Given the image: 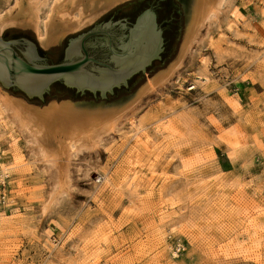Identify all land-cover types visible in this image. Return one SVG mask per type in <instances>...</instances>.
Instances as JSON below:
<instances>
[{
	"label": "rangeland",
	"instance_id": "1",
	"mask_svg": "<svg viewBox=\"0 0 264 264\" xmlns=\"http://www.w3.org/2000/svg\"><path fill=\"white\" fill-rule=\"evenodd\" d=\"M136 1L101 13L53 46L43 47L31 26L7 27L0 37H24L44 55L60 53L70 38ZM182 1L174 50L134 89L109 101L60 98L45 106L113 107L133 98L180 58L191 11ZM14 2L0 0V14ZM233 14L245 21L235 35L225 27ZM218 22L202 29L164 89L143 97L138 121L153 146L122 123L97 151L71 156L63 194L56 192L63 178L39 160L32 142L0 122L7 173L0 181L7 196L0 205V264H264V0H233ZM196 77L205 83L193 84Z\"/></svg>",
	"mask_w": 264,
	"mask_h": 264
},
{
	"label": "bare ground",
	"instance_id": "2",
	"mask_svg": "<svg viewBox=\"0 0 264 264\" xmlns=\"http://www.w3.org/2000/svg\"><path fill=\"white\" fill-rule=\"evenodd\" d=\"M14 1L12 7L0 14V33L7 27L31 26L37 33L39 43L43 47H49L59 43L68 33L90 25L98 19L101 13L128 0H97L99 7L94 6L97 4L95 0ZM187 1L188 6L191 7L190 22L180 58L170 68L151 78L138 94L124 104L105 107L102 106L103 104L98 106L63 101L37 107L9 95L0 86V122L7 120L14 129L23 134L32 142L39 160L43 161L53 172L56 171L59 179L63 178L56 185L58 194H63L67 187L71 156L82 152L97 151L104 138L115 133L122 123L128 124L133 138L140 137L146 140L149 146H153V141L143 133L144 128L138 121L137 112L143 97L164 89L189 56L194 44L201 36L202 29L211 28V26L218 27L219 18L229 12L233 6V0ZM244 23L245 21L239 20L233 14L226 18L225 27L231 35H235ZM204 61V57L199 58V63L204 64ZM203 83L205 82L199 77L193 79V84ZM163 107V110L166 109V106ZM162 129L161 123L155 127V132L161 134ZM132 149L130 161L134 163L138 150L136 147ZM1 161L0 156V181H4L7 173ZM182 212L183 208L178 211V214ZM62 253L57 256V262H61ZM172 257L177 258L178 253L172 251ZM56 261L54 259L53 262Z\"/></svg>",
	"mask_w": 264,
	"mask_h": 264
},
{
	"label": "water",
	"instance_id": "3",
	"mask_svg": "<svg viewBox=\"0 0 264 264\" xmlns=\"http://www.w3.org/2000/svg\"><path fill=\"white\" fill-rule=\"evenodd\" d=\"M159 2L161 6V18L170 20L171 25L165 32V41L167 44L166 51L162 61L158 62L149 71L157 68L162 64L174 50L180 35L184 21V9L179 0H140L127 4L104 18L94 28L103 25L110 26V22L115 23L127 16L133 15L138 10H144L148 4ZM182 4L185 3L181 0ZM134 5V6H133ZM145 17L150 16L153 23V15L149 11ZM148 22L146 18L145 23ZM115 30V29H114ZM113 30V31H114ZM115 32V31H114ZM103 32L92 31L86 34L70 38L69 44L65 51V61L59 63L63 58V52H47L44 57L46 63H39L41 59L35 53L36 47L30 41L5 40L0 37V85L5 90H17L22 92L28 101L37 106H45V96L47 99L73 98L79 100H88L95 102L109 101L119 97L135 88V86L144 79L146 67L152 59L159 56L162 40L158 38L155 45V37L150 33L140 34L137 42L136 51L139 56L128 54L127 56L114 55L112 62L114 67L97 60L91 56L86 49V43L95 36ZM94 40L89 44H94ZM21 46V47H20ZM24 54L25 58L20 56L17 48ZM58 63V64H57ZM143 72L136 76L126 91H119L115 96L107 97V93H113L115 88L127 85L128 80L135 74ZM78 93L92 92L100 93L101 97H93L90 94L77 96L72 89ZM22 97V96H20ZM48 99V100H49ZM36 100L41 101L36 102Z\"/></svg>",
	"mask_w": 264,
	"mask_h": 264
},
{
	"label": "flooded vegetation",
	"instance_id": "4",
	"mask_svg": "<svg viewBox=\"0 0 264 264\" xmlns=\"http://www.w3.org/2000/svg\"><path fill=\"white\" fill-rule=\"evenodd\" d=\"M149 11L153 15V23H152V20L150 19V16H147V17L144 16ZM160 13H161L160 3L152 2L151 4H148V6L144 10H138L136 11V13L134 12L133 15L120 19V21L116 23L114 21H111L110 26L103 25L101 27L86 31L84 34L88 32H92V31L103 32L98 36L92 37L86 43L87 51L89 52L91 56L95 57L97 60L114 67V64L112 62V58L114 57V55L127 56L128 54H131L133 56L136 55L135 59H138L139 56L137 55L138 51H136V46H137V42L139 41V36L140 34H142V32H143L142 36L144 35V33H150L155 37L154 47H156L158 43V38H161L162 44H161V50H160L159 56L157 58L152 59L150 64L146 67V71H149L158 62L162 61L163 55L167 47L164 36H165V32L168 30V27L171 25V21L162 19ZM146 18H148V22L145 23ZM16 40L29 42L24 37H19ZM92 40H94L95 42L94 44L90 45L89 42ZM68 44H69V41L67 42L66 46L63 48V58L59 63L65 61L66 59L65 51H66ZM20 47L17 48L16 50L20 56L25 58L24 54H22V52L20 51ZM35 53L41 59L39 63L49 64L45 62L44 58H42L43 56H46V55L41 53L39 47H36ZM141 73L143 72H139L133 75L128 80L126 86L123 85L120 88H115L113 90V93H107L106 96L111 97V96H115V94L118 93L119 91H126L127 89H129L134 78L140 75ZM60 84L64 85L63 83H60ZM69 89H72V88H69ZM72 91L77 96H84L86 94H90L95 98L101 97L99 92H97L96 94L92 92H86L82 94V93H78L75 89H72Z\"/></svg>",
	"mask_w": 264,
	"mask_h": 264
},
{
	"label": "trees",
	"instance_id": "5",
	"mask_svg": "<svg viewBox=\"0 0 264 264\" xmlns=\"http://www.w3.org/2000/svg\"><path fill=\"white\" fill-rule=\"evenodd\" d=\"M11 92H12V94L13 95H16V96H22V97H25L26 98V96L22 93V92H20V91H17V90H14V89H11L10 90ZM47 97H48V94L45 96V103H47V101H49L48 99H47ZM27 99V98H26ZM28 101H35V100H29V99H27ZM36 102H40V103H42L41 101H39V100H36Z\"/></svg>",
	"mask_w": 264,
	"mask_h": 264
},
{
	"label": "built area",
	"instance_id": "6",
	"mask_svg": "<svg viewBox=\"0 0 264 264\" xmlns=\"http://www.w3.org/2000/svg\"><path fill=\"white\" fill-rule=\"evenodd\" d=\"M1 185H5V182H1ZM7 204V196L2 193L0 194V205H6Z\"/></svg>",
	"mask_w": 264,
	"mask_h": 264
}]
</instances>
